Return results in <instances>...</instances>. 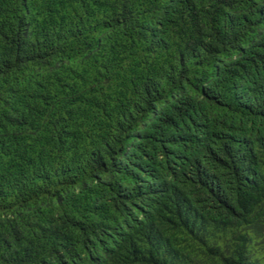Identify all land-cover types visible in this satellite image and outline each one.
<instances>
[{
    "label": "trees",
    "instance_id": "trees-1",
    "mask_svg": "<svg viewBox=\"0 0 264 264\" xmlns=\"http://www.w3.org/2000/svg\"><path fill=\"white\" fill-rule=\"evenodd\" d=\"M0 264H264V0H0Z\"/></svg>",
    "mask_w": 264,
    "mask_h": 264
}]
</instances>
